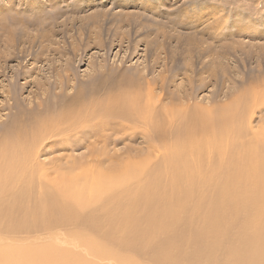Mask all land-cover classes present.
Returning <instances> with one entry per match:
<instances>
[{"label": "bare ground", "instance_id": "6f19581e", "mask_svg": "<svg viewBox=\"0 0 264 264\" xmlns=\"http://www.w3.org/2000/svg\"><path fill=\"white\" fill-rule=\"evenodd\" d=\"M154 103L120 93L0 141V264H264V129L246 140L229 105L159 116ZM117 121L161 157L51 174L36 161L45 123L65 140Z\"/></svg>", "mask_w": 264, "mask_h": 264}, {"label": "rangeland", "instance_id": "374dc122", "mask_svg": "<svg viewBox=\"0 0 264 264\" xmlns=\"http://www.w3.org/2000/svg\"><path fill=\"white\" fill-rule=\"evenodd\" d=\"M0 14V141L120 93L153 96L158 115L229 105L244 138L264 129V0H0ZM117 124L64 140L45 123L36 161L51 174L161 157L149 137Z\"/></svg>", "mask_w": 264, "mask_h": 264}]
</instances>
